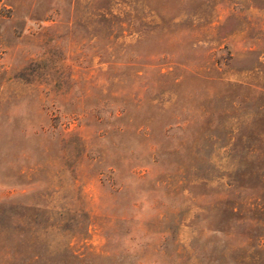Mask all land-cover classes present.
<instances>
[{
    "label": "rangeland",
    "instance_id": "1",
    "mask_svg": "<svg viewBox=\"0 0 264 264\" xmlns=\"http://www.w3.org/2000/svg\"><path fill=\"white\" fill-rule=\"evenodd\" d=\"M0 264H264V0H0Z\"/></svg>",
    "mask_w": 264,
    "mask_h": 264
}]
</instances>
